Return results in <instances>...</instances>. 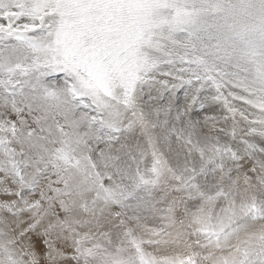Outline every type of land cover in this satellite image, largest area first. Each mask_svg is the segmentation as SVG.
Here are the masks:
<instances>
[{
  "label": "snow or ice",
  "instance_id": "obj_1",
  "mask_svg": "<svg viewBox=\"0 0 264 264\" xmlns=\"http://www.w3.org/2000/svg\"><path fill=\"white\" fill-rule=\"evenodd\" d=\"M0 264H264V0H0Z\"/></svg>",
  "mask_w": 264,
  "mask_h": 264
}]
</instances>
